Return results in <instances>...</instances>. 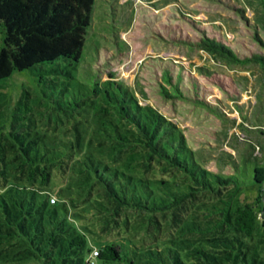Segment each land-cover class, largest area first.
Listing matches in <instances>:
<instances>
[{
    "label": "rangeland",
    "instance_id": "obj_1",
    "mask_svg": "<svg viewBox=\"0 0 264 264\" xmlns=\"http://www.w3.org/2000/svg\"><path fill=\"white\" fill-rule=\"evenodd\" d=\"M260 1L95 0L77 65L60 61L16 71L0 81V143L6 149L0 156L8 161V143H15L11 134H23L31 123L51 148L62 147L60 140L73 141L77 131L89 136L97 126L92 88L113 73L140 105L157 109L183 132L189 153L179 156L188 167L187 172L177 169L164 177L165 192L159 196L166 202L151 198L158 209L146 212L145 219L129 212L130 225L121 224L117 233L103 231L98 224L96 196L88 195L94 180L75 172L73 179L64 181L54 174L47 189L59 200H74L72 218L91 246L114 240L151 248L154 261L161 252L168 262L174 253L184 264H212L196 252L217 255L208 240L225 227L230 256L217 255L220 264H264V67L228 65L199 48L208 38L240 60L264 58ZM166 73L180 98L163 95L171 88L163 80ZM200 170L207 172L221 196L198 191L193 175L201 178ZM215 178L230 183L222 185ZM185 194L188 198L180 202ZM259 197L261 215L255 230L251 236L236 233L224 213L243 204L257 206ZM176 199L177 204L168 207Z\"/></svg>",
    "mask_w": 264,
    "mask_h": 264
},
{
    "label": "trees",
    "instance_id": "obj_2",
    "mask_svg": "<svg viewBox=\"0 0 264 264\" xmlns=\"http://www.w3.org/2000/svg\"><path fill=\"white\" fill-rule=\"evenodd\" d=\"M94 1L0 0V81L13 72L60 61L77 65L91 26ZM260 2L264 14V0ZM199 48L228 65L254 63L264 67L263 57L240 60L213 39L203 38ZM109 76L110 80H99L92 88L95 100L91 102L97 110L93 122L97 126L89 136L76 130L73 141L60 140L57 144L62 147L51 148L43 139L45 134L30 128L34 123L23 129V134H11L15 143H8L10 158L7 161L0 156L4 165L0 167V264H184L178 254L171 253L172 261L168 262L157 252L158 260L154 261L151 248L138 249L114 240L92 247L86 232L72 218L74 200H59L47 189L56 173L64 181L73 179L75 172L94 180L88 195L96 196L93 211L98 224L103 231L117 233L121 224L126 228L130 225L129 212H138L145 219L146 212L158 209L151 198L157 196L166 202L165 196H159L165 192L161 188L167 184L164 177L177 169L187 172L188 163L179 156L189 153L183 132L157 109L140 105L127 85L114 80L115 74ZM163 80L171 87L163 95L180 98L167 73ZM5 150L0 143V155ZM200 172L201 178L193 175L198 191L210 190L221 196L213 190L207 172ZM215 181L230 183L221 178ZM51 198L56 201L51 202ZM187 198L185 194L179 200ZM259 202L260 197L257 206L229 208L224 221L236 233L251 236L261 215ZM225 230L208 241L218 249L217 255L229 257L230 240ZM93 249L97 252L94 257ZM196 254L220 264L217 255L204 249ZM193 259L198 261L199 257Z\"/></svg>",
    "mask_w": 264,
    "mask_h": 264
},
{
    "label": "built area",
    "instance_id": "obj_3",
    "mask_svg": "<svg viewBox=\"0 0 264 264\" xmlns=\"http://www.w3.org/2000/svg\"><path fill=\"white\" fill-rule=\"evenodd\" d=\"M56 201V199L55 198H51V202H55ZM97 255V252H96V250H94L93 252H92V257H94V256H96Z\"/></svg>",
    "mask_w": 264,
    "mask_h": 264
}]
</instances>
